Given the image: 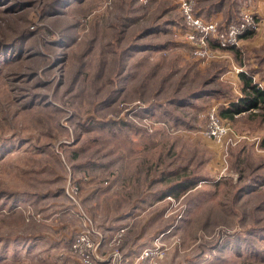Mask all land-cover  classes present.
Listing matches in <instances>:
<instances>
[{"label": "rangeland", "instance_id": "rangeland-1", "mask_svg": "<svg viewBox=\"0 0 264 264\" xmlns=\"http://www.w3.org/2000/svg\"><path fill=\"white\" fill-rule=\"evenodd\" d=\"M181 1L0 0V264H264V121L203 131L264 88V0H186L246 25L211 58Z\"/></svg>", "mask_w": 264, "mask_h": 264}, {"label": "built area", "instance_id": "built-area-1", "mask_svg": "<svg viewBox=\"0 0 264 264\" xmlns=\"http://www.w3.org/2000/svg\"><path fill=\"white\" fill-rule=\"evenodd\" d=\"M180 7L188 29L187 37L193 45L194 53L198 56L209 58L215 56V52L209 46V38H214L221 46H227L236 42L237 36L246 26L229 24L226 31L222 32L217 29L213 20H204L196 15L188 1H181ZM203 131L209 138L220 143L225 151L227 147L234 146L243 138L234 131L231 122L221 117L215 109L208 112Z\"/></svg>", "mask_w": 264, "mask_h": 264}, {"label": "trees", "instance_id": "trees-1", "mask_svg": "<svg viewBox=\"0 0 264 264\" xmlns=\"http://www.w3.org/2000/svg\"><path fill=\"white\" fill-rule=\"evenodd\" d=\"M244 93L236 101H231L219 111V115L226 119H232L235 114L249 112L251 118H259L264 121V88L253 83L252 77L245 72L239 73Z\"/></svg>", "mask_w": 264, "mask_h": 264}, {"label": "crops", "instance_id": "crops-1", "mask_svg": "<svg viewBox=\"0 0 264 264\" xmlns=\"http://www.w3.org/2000/svg\"><path fill=\"white\" fill-rule=\"evenodd\" d=\"M241 95V94H240ZM240 97V96H239ZM238 97V98H239ZM238 98H236L235 100H233V101H236V100H238ZM254 136H257L259 139H260V141H262L263 139H264V133H262V134H255Z\"/></svg>", "mask_w": 264, "mask_h": 264}]
</instances>
